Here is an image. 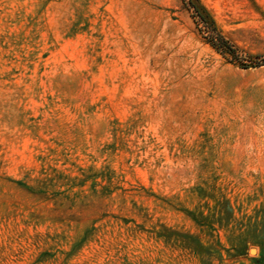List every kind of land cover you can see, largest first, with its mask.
I'll use <instances>...</instances> for the list:
<instances>
[{"label":"rangeland","instance_id":"1","mask_svg":"<svg viewBox=\"0 0 264 264\" xmlns=\"http://www.w3.org/2000/svg\"><path fill=\"white\" fill-rule=\"evenodd\" d=\"M194 1L0 0V264H264V0Z\"/></svg>","mask_w":264,"mask_h":264},{"label":"trees","instance_id":"2","mask_svg":"<svg viewBox=\"0 0 264 264\" xmlns=\"http://www.w3.org/2000/svg\"><path fill=\"white\" fill-rule=\"evenodd\" d=\"M191 1H192V3H194V4H195V1H194V0H191ZM195 5H196V4H195ZM196 7H197V9H199V8H198V6H196Z\"/></svg>","mask_w":264,"mask_h":264},{"label":"water","instance_id":"3","mask_svg":"<svg viewBox=\"0 0 264 264\" xmlns=\"http://www.w3.org/2000/svg\"><path fill=\"white\" fill-rule=\"evenodd\" d=\"M253 249H251V251H252Z\"/></svg>","mask_w":264,"mask_h":264}]
</instances>
